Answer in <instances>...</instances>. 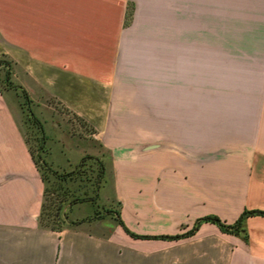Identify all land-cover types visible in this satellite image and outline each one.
I'll use <instances>...</instances> for the list:
<instances>
[{
  "label": "crops",
  "instance_id": "1",
  "mask_svg": "<svg viewBox=\"0 0 264 264\" xmlns=\"http://www.w3.org/2000/svg\"><path fill=\"white\" fill-rule=\"evenodd\" d=\"M4 54L34 102L53 97L94 128L106 204L137 234L264 210V0H0ZM10 91L0 264H264V214L238 234L204 220L139 237L118 221L72 223L86 200L61 229L43 225L46 184Z\"/></svg>",
  "mask_w": 264,
  "mask_h": 264
},
{
  "label": "rangeland",
  "instance_id": "2",
  "mask_svg": "<svg viewBox=\"0 0 264 264\" xmlns=\"http://www.w3.org/2000/svg\"><path fill=\"white\" fill-rule=\"evenodd\" d=\"M0 74H3V67H0ZM8 95L13 100L16 99L18 101H15V107L19 115L24 119L23 128L28 144L38 154L40 150L39 144L42 139L38 124L34 123L33 119L29 117L27 106L22 104L25 99L18 89L17 93L10 91ZM31 106L43 120V127L47 136V151L45 153L42 151V153L45 154L48 162L53 164L52 161H55L56 164L58 162L62 164L67 157L77 160L82 152L95 156L87 158L85 164L80 167V171L74 173L73 178L64 180L51 174L50 180L47 181V211H57L56 209L60 207L61 212L69 213L70 215L72 205L78 202H72L75 198L78 196L88 197L95 194L99 169V162L96 156L102 159L101 152L103 147L100 144L101 141L94 135L93 127L70 110L64 108L55 98L50 97L40 102L33 101ZM65 136L68 141L64 138ZM72 140L73 146L71 147L68 143ZM109 192L110 187L108 185L103 189L100 188L97 201L89 200L82 204L79 203L76 205L74 212L78 211L85 216L98 218L100 226L113 228L118 221L115 212L118 207L116 203L106 204L109 201ZM51 216H54V214Z\"/></svg>",
  "mask_w": 264,
  "mask_h": 264
},
{
  "label": "trees",
  "instance_id": "3",
  "mask_svg": "<svg viewBox=\"0 0 264 264\" xmlns=\"http://www.w3.org/2000/svg\"><path fill=\"white\" fill-rule=\"evenodd\" d=\"M12 60L10 58H8L5 54L0 56V67H3V74H0V88L1 90H3L4 88H16L18 89L21 94L23 95L25 101L22 104H25L27 106L28 109V113H29V117L31 119H33L34 123L38 124L39 130L41 132V142L39 144V152L38 154H36L34 152V150L30 147V150L32 152V155L35 159V163L37 164V166L39 167V169L41 170L42 173V177L45 180V184H46V188H45V200H43V207H42V211H41V223L43 225L46 226H50L52 228L55 229H61L66 223H69V213H63L61 212L60 207H58L56 210L57 211H47V181L50 180L51 178V174L61 178V179H68V178H73L74 177V173L79 172L80 167H82L87 158L89 157H95L92 154H85L83 155V157L80 159L79 162H77L75 164V166L72 169H64L61 170L60 168H57L55 166H53L50 162H48L47 158L45 157V154L42 153V151L45 153L47 151L46 149V134L44 131V127H43V120L40 118V116H38L36 114V112L33 110L31 103H33V99L31 98L29 92L27 91V89L25 88V86H23L22 84H19L17 82H15L12 78ZM76 116H78L79 118H81L84 122H86L82 116L74 113ZM96 159L98 160V165H99V169H98V175H97V182H96V187H95V194L94 195H89L88 197H77L75 198L72 202H76V201H86V200H92V201H97L98 200V196H99V190L100 187L102 185V182L104 181V177H105V165H104V161L102 159H100L99 157L96 156ZM115 212L117 214V218H118V222L124 227V229L134 235H137L139 237H152V236H156V235H139L136 232L132 231L124 222L123 219L120 217L118 209H115ZM264 214V210L263 209H245L243 211V213L241 214V216L239 217V219L234 223V222H225L223 221L219 216L214 215V214H208L205 215L204 217H201L197 223H195L193 225L192 228H190L188 231H186L185 233L182 234H171V235H162V236H156V237H164V238H178L180 236L192 233L194 231H196L199 226L200 223H202L204 220H211L214 221V223H217V225L224 231H228V232H233V233H240L242 230H244L243 224H244V218L247 214ZM52 214H54V216H51ZM93 217L89 216V217H85L83 219H76V220H72V223L74 222H82L84 220H88V219H92Z\"/></svg>",
  "mask_w": 264,
  "mask_h": 264
}]
</instances>
